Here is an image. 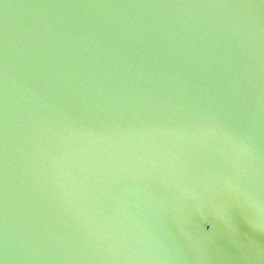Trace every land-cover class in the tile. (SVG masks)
<instances>
[{"label":"water","instance_id":"1","mask_svg":"<svg viewBox=\"0 0 264 264\" xmlns=\"http://www.w3.org/2000/svg\"><path fill=\"white\" fill-rule=\"evenodd\" d=\"M0 264H264V0H0Z\"/></svg>","mask_w":264,"mask_h":264}]
</instances>
